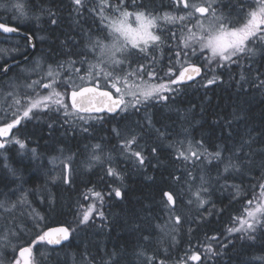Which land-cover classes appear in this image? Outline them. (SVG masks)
Listing matches in <instances>:
<instances>
[{
  "label": "trees",
  "instance_id": "1",
  "mask_svg": "<svg viewBox=\"0 0 264 264\" xmlns=\"http://www.w3.org/2000/svg\"><path fill=\"white\" fill-rule=\"evenodd\" d=\"M14 1L5 0L4 6L14 5ZM116 1L109 0L110 3H115ZM252 1L243 0L246 6H249ZM22 2L25 5V10L32 17L38 16L39 19L31 18L27 24L20 25L10 19L12 13L0 7V22L17 26L34 37L36 42L35 54H33L28 63L26 62L23 65L32 63L36 58L54 67H56L57 63H63L69 59L78 61L81 57L72 54L85 51V43L89 36L94 38L99 34L101 37L104 35V32L102 34L104 26L99 14L92 11L98 8L95 0H85L88 10L84 11L82 15L77 14L72 0H22ZM137 2L139 3L140 0H137ZM143 2L148 5L150 11L152 9L164 11L171 7V0H143ZM130 3L131 0H128L129 5H131ZM238 3H240V0H222L223 5H228V7H223V13L227 15L230 11H234V15L236 12L234 6ZM49 11L54 13V18L57 21L55 25L50 23L52 17L49 16ZM108 11L111 12L112 10ZM191 26V23H188V27ZM171 33H175V38L171 36ZM186 33V29H182L180 22L177 23L174 29L161 34V42L156 46H152L147 53L137 56L134 51L131 57L133 60L132 67H136V62L146 66L154 65L157 80L161 77L165 78L169 62H174L175 60V51L172 50L171 45L174 43L177 46L181 45L183 34ZM0 37L12 41L4 44L8 50L15 49L23 53L28 44V41L22 37H10L3 34H0ZM29 52L30 50L28 49L27 54ZM21 53L12 60L25 57ZM153 57H155V60H153ZM12 60L2 61L0 58V64H8ZM245 62L246 64L242 65L233 64L228 68L218 67L214 69L215 75L219 77V80L207 88L198 87L192 93L190 92L191 87L196 86L195 84L206 75V69H204L203 76L196 82L188 85H177L180 91L173 98L174 102L163 105L162 108L156 109L153 113L155 124L160 132L167 134V140L156 143V141L151 139L153 134L150 136L149 134L151 133L145 132L143 129L144 135L142 136L144 138L142 139L147 143L144 154L145 157L149 158L143 167L139 166V169L131 175H135L133 176L135 177L134 179L131 180L129 178V180H126L124 197L120 201L115 199L113 194L114 184L117 180L115 178L110 179L106 171L100 175L97 172L87 173L82 177L83 180H80L79 177L76 180H72L71 183L75 190H73L72 186L68 188L63 183L56 186L51 183L47 193L48 206L40 208L47 221L38 231V229L33 230V225L27 223V220H23V225L31 229L32 232L29 234L30 237H25L22 240V243H24V246H30L31 242L36 240L38 234L56 225L67 226L71 231L72 238L69 243L59 248H51L44 242H36L32 246L33 263L71 264L69 261L70 256L73 259L76 257V259L81 258L82 260V252L90 254L96 262L103 258L112 261L111 258L114 259L115 253H122L123 250L121 248L126 250L125 253L127 251L134 252L139 247H136L134 242L140 240V237L149 235V237L157 238L159 236L158 226L164 224L162 212L165 210V192H171L176 197L178 213L183 216L181 223L182 234L178 238L181 244L179 243L180 245L174 247L172 246L173 243H167L168 254H166V249L165 252L157 255L160 259L165 260V264L169 261L178 260L182 256L185 257L186 253H190L189 248L195 242L207 240L211 236L221 235V231L229 224L230 214L237 211L236 205L238 204L227 201L232 194L225 193L226 197L219 198L217 194L219 191H223L219 187V182L230 180L239 186L241 185L243 190L250 191L254 187L257 188L259 182L264 179V89L254 86L257 75L264 74V56L258 53L256 58H247ZM195 63L200 64L197 61ZM20 66L22 65L11 67L9 74L0 78V88L2 82H6L8 78L19 77L17 74H19L18 69ZM75 66L80 67L78 63ZM173 66L175 69H179V65L173 64ZM242 75L245 77L244 80H241ZM145 77L147 78V76ZM261 78L264 79V75H261ZM101 87L103 86L101 85ZM11 102L12 100H9L8 104ZM8 110L11 111L10 109ZM49 115L53 116L47 114V117L43 115L45 119H40V121L31 119L22 121L20 125L22 128H19L17 132L23 139H25L26 135L29 137L38 134L45 139L46 147L47 144L49 148L58 145L69 152L80 155L77 144H73L75 139H72L73 137L69 133V124L67 126L64 119H54ZM115 119L116 116L114 118L106 116L105 126L99 127L96 134H109L108 130L111 131V126L114 128L118 127L120 131L128 127V124L113 123ZM29 126H32L33 129L31 128L32 130L30 129V131L24 130V128ZM181 130H184L186 134L188 133L187 135L194 141H202L204 148L208 152L222 149V156L225 158L232 156L235 160L237 157H243L246 160L242 172L224 173V175L229 173L225 177L226 180H223L224 175H219L217 172L220 169L224 170L226 160L224 162L213 160L211 164L205 163L204 173L207 179L209 182L216 184V187L213 185L211 187L214 193L213 206L217 210H221L220 214H215L210 218H204V216L201 217L198 214L195 215L193 209L188 206L187 208L181 207L180 200L175 195L179 192L177 191L179 189L177 183H180L176 180L177 172H180L187 162L177 159L174 149L167 147V145L170 144L169 140L176 142L179 137L184 135ZM173 131H175V134H170ZM59 132H63L66 141H60L58 138L59 134H57ZM245 141H250V143H245ZM154 145L157 148L155 155L151 153V148ZM234 153L235 155H233ZM249 156L250 162H247ZM13 161L12 159V163ZM13 164L19 165L17 162ZM1 167L2 164H0V174L2 172ZM28 174V170L24 169V174H22L26 178L24 183L34 201L35 190L41 188V186L38 183L39 178L37 176L33 174L30 177ZM35 180H38V182L36 183ZM1 182L0 185H3ZM81 182L84 187L78 185ZM90 184H96L100 189L107 192L104 208L107 207V214L111 218L108 225L101 230L103 236H100L101 239H107L108 241L105 244L107 250L105 256L102 254L99 256L98 244L94 245L95 239L93 240L91 232L92 225H88L82 230L83 239L78 243H76V232L73 231L77 223V216H79L77 211L79 210L78 200L80 199V203L83 202L82 198L86 195L87 190L90 189L88 188ZM108 190L111 191L110 194ZM40 196L42 197V194ZM217 210L214 211L216 212ZM149 225L153 226V233L148 232L146 229ZM166 240L170 239L166 238ZM255 240V243L252 242L253 244L241 243L236 246L237 248L232 251L230 264H249L247 263L248 260L254 257H258L259 261L254 260L255 262H251V264H264V260H260V257H264V232L259 231ZM142 250L143 253L147 251L143 246L138 251L142 252ZM43 252H48L50 256L45 258ZM122 257L120 255L119 264H127ZM243 257L246 259L242 260Z\"/></svg>",
  "mask_w": 264,
  "mask_h": 264
},
{
  "label": "snow or ice",
  "instance_id": "2",
  "mask_svg": "<svg viewBox=\"0 0 264 264\" xmlns=\"http://www.w3.org/2000/svg\"><path fill=\"white\" fill-rule=\"evenodd\" d=\"M72 3L78 15H82L84 11L88 10L85 0H72ZM124 3L125 0H118V3L113 5L109 3V0H101L100 7L92 10L101 16V22L105 19L103 12L106 8L119 13V16L105 26L102 37L96 36L93 38L89 36L85 51L72 54L81 57L78 61L69 59L63 63H57L55 68L50 64L41 66L37 62L32 71L39 78L24 85L25 88L32 90L33 95L25 93L21 96L18 92L8 93V96L12 97V102L8 104V109L11 111L10 114L8 111H4L0 115V138H5L0 139V149H5L8 144L18 145L21 150L27 149L26 143L13 135L12 132L13 129H18L23 120L31 119L34 110L61 112L65 117V123H72L74 119L85 122L89 120L103 122L106 116L114 118L133 109L139 111L140 107L149 101L167 102L169 96L165 93L176 91L170 85L191 81L195 76L201 74V67L189 62L191 56L199 55L203 57L206 61L207 70L210 72H214L213 65L219 68H228L232 64H239L242 58L254 59L258 53L264 56V0H255L253 5L247 7L243 0H240V3L234 6V10H236L235 19H233V12L230 11L227 15L223 13L222 7H228V5H223L222 0H171V7L178 13L183 14L171 15L164 13L161 17L153 15L143 0H140L139 3L137 0H131L130 6L137 9L136 11H128L124 8ZM14 7L22 9L20 4L14 5ZM49 16L52 17L50 23L55 25L57 21L54 18V13L49 11ZM24 17L25 13L21 10L15 20L19 21ZM36 19H39V17L37 16ZM157 19H163L169 23L179 21L182 29L187 31V35L182 37V44L178 45L174 53V62H169L166 73L169 76L167 82H153L157 79L154 65L146 66L136 62V67H132L133 60L131 57L133 51L139 56L147 53L149 47L158 45L161 42V37L155 35L152 31ZM133 23L137 26L133 27ZM188 23H191L192 26L188 27ZM18 32L19 28L17 26L0 22V34H15ZM171 36L175 38V33H171ZM25 39L28 44L25 51L21 53L23 56L27 55L28 49L35 48L30 35L25 36ZM109 39L110 42H105ZM89 57H92V59L90 60ZM153 60H155V57H153ZM77 63L80 67L75 66ZM173 64L179 65V69H175ZM68 66L72 67L71 72H67ZM81 68L84 69L83 74H81ZM37 69L40 71H37ZM9 70V65L0 64V71L7 73ZM41 71L44 75H40ZM65 72H67L66 75H64ZM261 75L264 74L257 75L254 86L264 89V79L261 78ZM145 76L148 77L147 80ZM160 79L162 81L163 78ZM244 79L245 77L242 75L241 80ZM218 80L219 77L213 74L210 79L206 80L204 86L212 85ZM85 82L92 86H85ZM58 84L65 89L63 93L57 91L56 86ZM101 84L107 90H101ZM37 88L49 89V91L47 94L41 95L36 91ZM112 90L115 91L116 95L113 94ZM65 97L70 99V103H65ZM101 113L104 115H98ZM145 122L148 128H153L150 118L146 117ZM49 126L51 127V125ZM153 130L159 135H163L158 129L153 128ZM82 131L88 132L89 129L84 127ZM112 131L117 136L121 135L116 129H112ZM139 138L138 133L131 132L123 137L122 147L126 154L135 159L138 166L143 167L146 162L143 149L136 150L132 147L137 145L139 148ZM245 143H250V141H245ZM27 151L32 154L33 158H36L35 148L27 149ZM59 151L61 156L53 157L50 163L53 165V172H55L56 167L62 166L64 182L68 183L67 174L70 171L73 156H63V149ZM97 151L102 152L100 144L93 146L91 160H100L101 157L96 154ZM156 152L157 148L152 147L151 153L155 155ZM201 157L209 164L213 160L220 162L226 160L227 162L224 164L225 173H240L246 164L243 157H237L235 160L232 156L223 157L222 149L208 152L202 141H196L194 146L192 141L188 140L186 150L179 151L176 158L184 162L192 161L193 164H196L201 161ZM247 162H250V156ZM4 167L8 169L12 176L17 175L16 171L7 164ZM106 174L121 178L120 173L111 166L107 168ZM188 175L192 180L197 179V177H192L191 172ZM58 178L60 177L55 174L50 177L53 182ZM198 179L200 181L199 187L192 195L195 197L197 206L203 207L204 204L208 203L204 196L209 194V180L204 175L199 176ZM231 187L235 189L234 197L238 196L241 191L240 187L238 185H232ZM257 187L259 193L247 201L248 207L245 209V214L237 217L234 225L227 229L229 236L240 233L238 239L255 241L257 230L264 232V183L258 184ZM189 190L191 191V189ZM88 191L96 197L100 204H103V194L101 192L94 189ZM113 191L116 197H122L120 188H115ZM164 196L166 197L164 204L169 212L168 222L164 227L167 228L168 224H171L172 231H175L182 223L181 215L177 214L176 197L170 192H165ZM27 203V194L24 193L18 201L11 203L8 208H4L5 202L0 201V208L11 212L17 207V204ZM187 203L192 204L193 200L189 199ZM94 213L100 218H104V212L97 208L96 203H92L87 208H82L79 223L87 224L93 218ZM29 215L36 222L35 226L39 228V221L43 217L35 209ZM70 234V229L67 227L42 232L37 235L36 240L31 242L30 246L19 247L18 249L14 247L13 251L18 250L19 258L14 257L10 264H32V246L36 242L59 245L62 241H67ZM164 234L168 235L169 233L165 232ZM9 235L16 236L17 231L11 228L6 229L4 234L0 236V240L10 243L8 240ZM142 238L145 241L149 239L148 236ZM172 239L175 240V236ZM212 242L219 243V238L215 236L207 238L205 244L202 245L204 249L203 257L198 251H193L190 254L186 253L180 264H189V261L200 262L202 259L211 261L213 257L220 255L223 248L227 247V244H221L218 251L212 246ZM228 242L231 243L230 240ZM141 255L144 254L141 253ZM260 260H264V257H260ZM0 264H3V262L0 261ZM85 264H92V261L86 260ZM107 264H112V262L109 261ZM116 264H119V262L117 261ZM144 264H165V260L159 259L157 256H145Z\"/></svg>",
  "mask_w": 264,
  "mask_h": 264
},
{
  "label": "rangeland",
  "instance_id": "3",
  "mask_svg": "<svg viewBox=\"0 0 264 264\" xmlns=\"http://www.w3.org/2000/svg\"><path fill=\"white\" fill-rule=\"evenodd\" d=\"M95 1L98 4V7H100L101 0H95ZM4 2H5V0H0V7H1V9H5L7 12L9 11V13H12L10 19L14 23H19L20 25H25V24H27L28 20H30L31 18H36V16L32 17V15L25 10V5L22 2V0H15L14 1V5L20 4V5H22V9H17L14 7V5H10V4L4 6ZM117 3H118V0L115 3L112 2L111 4L116 5ZM254 3H255V0H253L252 3L249 4V6L253 5ZM129 6L130 5L128 4V0H125L124 8H126L128 11H136L137 10V9H134L132 7H129ZM21 10H23V12L25 13V17L20 19L19 21H16L15 17L20 14ZM151 11H152L153 15H155L157 17L163 16L164 13H169L171 15H178V14L182 15L183 14V13H178L172 7H170L168 10H164V11L157 10V9H155V10L152 9ZM222 11H223V7H222ZM103 16L105 17V19L103 20L102 24L105 28V26L110 21L116 20L118 18L119 13L115 12L114 10L109 12L108 9L106 8L103 12ZM99 18L101 20L100 15H99ZM235 18H236V12L233 15V19H235ZM177 23H179V21H177L176 23H169L163 19H157L155 26L152 28V31L155 35H159L162 39L161 34L168 32L170 29H174L175 25H177ZM103 26H102V29H103ZM136 26L137 25L135 23H133V27H136ZM102 34H103V30H102ZM185 35H187V33L183 34V36H185ZM98 36H100V34ZM86 40H87V38H86ZM9 42H12V41H10L7 38L0 37V50H5V51H0V58L2 59V61L3 60H7V61L12 60L15 56H18L21 53L20 51H16L15 49H12V50L6 49L4 44L9 43ZM87 42H88V40L86 41L85 45L87 44ZM105 42H110V39L108 41H105ZM153 46H156V45H153ZM151 47H149V49ZM171 47H172L173 51H176L178 46L176 43H174L171 45ZM257 56H258V54H257ZM89 59L91 60L92 57H89ZM246 59L247 58H242L240 60L239 64H241V65L246 64V62H245ZM195 61L199 62L200 65H202V67H204V69H206L207 72H206V75L203 77V79L199 80V82L197 84H195L196 86L191 87L192 88L190 90L191 93L196 90L195 88H198V87L207 88L208 86L207 87L204 86L206 83V80L210 79L213 74L215 75V72H210L207 70L206 61L203 57H201L199 55L189 57L190 63L191 62L195 63ZM37 62H39L41 64V66L48 65V64H45L41 59L36 58L32 63H30L28 65H22L19 67V69H18L19 74H17L19 77L8 78L6 80V82L5 81L2 82V86L0 88V115H2L4 111L10 112L8 110V107H7L9 100H12V97L8 96L9 92H18L21 96H23L25 93H27L29 95H33L32 90L25 88L24 85L26 83H31V81L37 80L39 78L37 76V74L32 71L33 67L35 66V64ZM212 67L214 69L218 68L215 65H213ZM53 68H55V67L53 66ZM37 71H40V70L37 69ZM71 71H72V67L68 66L67 72H71ZM67 72H65L64 75H66ZM83 72H84V69L81 68V74H83ZM165 73H167V71ZM40 75H44V73L41 71ZM5 76H7V75H5ZM62 78H63V76L61 77V79ZM145 79L147 80L148 77L147 78L145 77ZM168 79H169V76L166 75L165 78L162 79V81H161V79H158L159 81L156 79L153 82H167ZM85 84H89V83L85 82ZM101 85L103 86V84H101ZM170 86L172 88L176 89V91H174L172 93H165V95L169 96V99L167 102H163V101L156 102L154 100L149 101L147 104L141 106L139 111H136L133 109V110H130L129 112L123 113L121 115H117L116 119L114 120L113 123H115V124H121L122 123V125L128 124V127L126 129H124L123 131H120L118 129V127L114 128L111 126V131L108 130L109 134H107V135H105L103 133L96 134V131L99 127L105 126L106 120H104L103 122L97 121V120H89V121L85 122V121H80V120L74 119L72 121V123H67V126L69 124V126H68L70 129L69 133H71V135L73 137L72 139H75L74 141H76V142L73 141V144L74 143L77 144V149L79 150L80 155L78 153L75 154V153L69 152L65 148L60 147L58 145L49 148V146L47 144V147L42 149L43 151L38 149L36 151V158H33L32 154H30V152L27 151V149H31L30 145L28 144V141L21 138V135L16 130L17 133L15 132L16 134H14V135L26 143L27 149L21 150L18 145L8 144L5 149H2L0 151V164H2V167H1L2 172L0 174L1 175L0 182L2 181L1 183L3 184V185H0V201H4L5 202L4 208H8V207H10L11 203L18 201L19 198L21 197V195L26 193L28 203L23 204V205L17 204V207L14 210H12L11 212L5 211L4 208H0V236H2L4 234V231L6 229H9V228L17 231L16 236L9 235L8 240L10 241V243H8L7 241L0 240V261H2L3 264H10V262L16 256V254H17L16 258H19L18 257V250L14 252L13 248L15 247L16 249H18L19 247H24V243H22V240H24L25 237H28L29 234L32 232L31 229H29L28 227L23 225V220H27V223L33 225V227H34L33 230L38 229V231H39V228L41 226H44V224L46 223L47 220L44 216V213L41 212L40 208H42V207L46 208L48 206L49 202L47 200V198H48L47 193H48V190H49L51 183L54 186H56L60 183H63L65 186H68V188H71V186H72L73 190H75L74 186L71 183L72 180H76L78 177L80 180H83L82 177L85 174L91 173V172H97V174L100 175L102 172L106 171L109 166H111V167L115 168L118 173H120V177H121V178H116V177L109 176L110 179L115 178V180H117V182L114 184V186H115V188H120L121 193H122V197H116L115 193L113 192L114 197H115V199H117L119 201L121 199H123L124 192H125L124 184L126 183V180H129V178L131 180L134 179L135 177H133V176H135V175H133V176H131V175L134 174L139 169V166L136 164L135 159L132 158L129 154L125 153V150L122 147L123 137L129 135L133 131L135 133H138L140 136V138L138 139L139 148L137 147V145H133L132 147H133V149H136V150H140L142 148L144 156H145L144 149H145V146L147 145L146 141H144L142 139V138H144L142 136V135H144V131L151 133V134H149L150 136L153 134V136H151V139H153L152 141H156V143H158V142L161 143V141L167 140V137H166L167 134L166 133H163L165 135L161 136L156 131L153 130V128L159 130V128L155 124V121L153 118V113L156 109L162 108L163 105H168L170 102H174L173 98L176 97L175 95L177 93H179L180 88L177 86V84L170 85ZM56 87H57V91H60L62 93L65 91V89L63 87H61L59 84ZM102 88H104V86ZM36 91L39 92L41 95H45L48 93L49 89L37 88ZM114 93H115V91H114ZM65 103H69L68 97H65ZM47 114L53 115V116H50V115L49 116L53 117L54 119H64V121H65V117H63L61 112H56V111H51V110L50 111L34 110V114H33V117L31 118V120L40 121V119H45L44 116L47 117ZM146 117L151 119V123H152L153 128H148L146 126V122H145ZM105 119H106V117H105ZM26 120H30V119H26ZM84 127H87L89 129V131L83 132L82 128H84ZM112 129H116L117 131L120 132L121 135L117 136L112 131ZM143 129H144V131H143ZM160 133H162V132H160ZM181 133H183L184 135L179 137L176 142L169 140L170 144L167 145V147L174 149V151L176 152V156L178 155L179 151L186 150L188 140L192 141L194 146H195V142H196L193 139H191V137H189L187 135L188 133L186 134V132L184 130H181ZM57 134H59L58 138L60 139V141H66V137L64 136L63 132L62 133L59 132ZM170 134L174 135L175 131L170 132ZM0 139H5V138H0ZM181 142H184V143H181ZM96 144H100L102 146V152L97 151V153H96L97 155H100V157H101L99 161L91 160V156L93 155V146ZM70 145H71V143H70ZM155 146L156 145H154V147ZM60 149H63V156H69V155L73 156V159L70 163V171L67 174V180L69 181L68 183L64 182V172L62 171V166L56 167L55 172H53V165L50 163V160L53 157L61 156V152L59 151ZM28 155L33 160L32 161L33 167H37V166L39 168L41 167L42 171H43V180H42L43 182L42 181L38 182V180H35L36 183L38 182L40 184L41 188H37V190H35L36 194H35V200L34 201L32 200L31 194L26 189V186L24 183V181H26L25 180L26 178H24V176H22V174H24V169H26L25 162L31 161L27 158ZM40 156L42 157V160L40 159ZM109 157H111V159H109ZM148 158L149 157H146V161ZM12 159L14 160L13 163L17 162L19 165L17 166L15 164H13ZM35 160H39V161L36 162ZM205 163H207V162L204 161L203 157H201V161L197 162L196 164H193L192 161H188L184 165L183 169L180 172H177L178 175H176V178H178V179H176V180L180 183H177L178 184L177 186L179 188L177 191H179V192L176 193L175 195L180 200L181 207L187 208V206H188V207L193 209V212L195 215L198 214V216H201V217L204 216V218L205 217L210 218V217L214 216L215 214L221 213L220 209L217 210V208H215L213 206L214 205L213 204L214 193L211 190V187H212V185L214 187H216V184L214 182L213 183L209 182V194L204 196V199L207 200L208 203L204 204L203 207L197 206V203L195 202V197L192 195V193L195 192L196 189L199 187L200 181H199L198 177L201 175H204L205 178L207 179L206 174L204 173L205 172V169H204ZM5 164H7L9 167H11L12 169H14L16 171L17 175L15 177L12 176L8 172V169L6 167H4ZM18 169H19V171H17ZM221 170L222 169L218 170L217 172L219 173V175L222 174V176H223L225 172H224V170H222V172H221ZM189 172H191L192 177H197V179L192 180L191 177H189V175H188ZM32 173H35V171H32ZM54 174L58 175L60 177L57 180H55V182H53L50 179V177L53 176ZM228 174H225L223 176V180H226L225 177L228 176ZM260 183H264V179L261 180L259 182V184ZM78 185L83 186V183L81 182ZM224 185H227V186H224ZM232 185H238V184L233 183L230 180L220 181L219 187L221 189H223V191H219V193L217 195L219 196V198H223V197H226L225 193L232 194V196H230V198H228L227 201L234 202L235 204L237 203L238 204V205H236L237 211L230 214L231 218L229 219V222H228L229 224L228 225L226 224L227 227L221 231V235L215 236V237L219 238V243L212 242V246L214 248H216L218 251L220 250L221 244H227V247L223 248V250L220 252V255L213 257L211 261H207V260L202 259V261H200V262L189 261V264H230L231 259H232V254H233L232 251L234 248H237L236 246H239L241 243L242 244L243 243L244 244L255 243L256 240L252 241V240H248V239H238L237 237L240 236V233H234L231 236H229L227 233V229L234 225V221L237 217H241L245 214V209L248 207L247 201L249 199H252L254 195H257L259 193V188L254 187L250 191H248V190H243L242 186L238 185L240 187L241 191H240V194L238 196L234 197L233 193H234L235 189H233L231 187ZM88 188L94 189L95 191L101 192L103 194V204H100L96 200V197L91 195V193H89V191L87 190V192L85 193L86 195L82 198L83 202L80 203L81 202L80 199L78 200L79 210H77V211H78L79 216H77V223L75 224L73 231L76 232V235H77L76 243H78L80 240L83 239L82 230H84L86 228V226L92 225V228H94L93 230L91 228L92 238H93V240L95 239L94 245L98 244L97 248L99 251V256H101V254L103 256H105L106 251H107L105 244H106V242L108 243V241H107V239H101L100 236L102 235L101 230L104 229L108 225V222L110 221V218H111L107 214V212H108L107 207L104 208V206H105L104 204L107 200V198H106L107 192L100 189L98 186H96V184H93V185L90 184V186ZM189 189H191V191ZM254 189H255V191H254ZM108 193L110 194L111 191L108 190ZM40 194H42V197L40 196ZM81 196H83V195H81ZM189 199L193 200L192 204L187 203V201ZM92 203H96L97 208L104 212V218H100L99 216H97L94 213L93 218L90 219V221L87 224H80L79 223V217L81 215L82 208H87ZM33 209H35V211L37 213H39L40 216L43 217V219L41 221H39V228H37L35 226L36 222L33 220L32 216L29 215V213H31ZM214 210H217V211L215 212ZM177 214L181 215V217L183 219V216L181 213H177ZM162 215H160V216L163 217L164 224L158 226L157 231L159 233V236L157 238H155V237H151V236L149 237V235H148L149 239L147 241H145L142 237H140V240H136L137 242L136 241L134 242L136 247L139 246L138 248L135 249L134 252L130 251L131 252L130 253L129 251H127V253L129 252V254H127V253H125L126 250L121 248V250H123L122 253H120V254H119V252L115 253L114 259L111 258L112 261L107 259V258H103V259H99V262L94 261L90 254L88 255V254H85L84 252H82V255H81L82 260H81V258L76 259V257H75V259H73V257L70 256V260H69L70 263L71 264H85L86 260H90V261H92V264H107V262H109V261H111L112 264H116L117 261L119 262L120 255H122L123 256L122 259H125L127 264H144L145 256H157L158 253L165 252V250L168 248L166 246L167 243H173L172 246L177 247L178 245L181 244V241L178 240V238L182 234V226L180 225L179 228L176 229L175 231H172V225L171 224H168L167 228H165L164 226L168 222V217H169V212H168L166 207H165V210H163ZM152 227H153L152 225H149V227L146 228L148 230V232L153 233ZM188 227H189V225H188ZM162 229H163V231H162ZM259 231L260 230L258 229L256 232V235L259 233ZM165 232H168L169 234L165 235L164 234ZM173 236H175V240L172 239ZM211 237H213V236H211ZM166 238L170 239V240H166ZM229 240L231 241V243L228 242ZM205 242H206V240H200L199 242H195L193 245L189 244V245H191L189 248L190 253L193 251H198L201 253V255L203 257L204 249H203L202 245H204ZM142 246H143V248H145L147 250L145 253H143V250H142V252L138 251ZM152 248H153V250H151ZM168 249L166 251V254H168ZM141 253H143L144 255H141ZM43 256L46 258V257H49L50 255L48 252L47 253L43 252ZM158 258L160 259V257H158ZM183 258H185V257L182 256V257H180V259L173 260V262H171V261L166 262V264H180V261ZM243 259H246V258L243 257L242 260ZM258 259H259L258 257L251 258L250 260H248L247 263L259 261Z\"/></svg>",
  "mask_w": 264,
  "mask_h": 264
},
{
  "label": "water",
  "instance_id": "4",
  "mask_svg": "<svg viewBox=\"0 0 264 264\" xmlns=\"http://www.w3.org/2000/svg\"><path fill=\"white\" fill-rule=\"evenodd\" d=\"M3 35H5V36H10V37H22V38H25V36L30 35V36L32 37V43L35 44V48H31V49H29V50H30V54H29L28 56H26V57L23 58V59H18V60L11 61L9 64H7V65L10 66V68H11V67H14V66H17V65H19V64H22V63H24V62H26V61H28V60L30 59V57L33 56V54L35 53V51H36V42H35L34 37H33L31 34H29V33H27V32H24L23 30H21V29L19 28V32H18V33H15V34H3ZM192 64H196V63H192ZM196 65H198V66L201 67V74H200L199 76H195V78H194L193 80H191V81H185V82H183V83H179V84H177V85H188V84H192V83L196 82L197 80H199V79L203 76V74H204V69H203V67H202L200 64H196ZM7 74H8V72H7V73H4V72L0 71V76H1V75H7ZM86 86H92V85H86ZM101 90H107V89L101 88ZM113 94H114V93H113ZM114 95H115V94H114ZM68 102L70 103V99H69V98H68ZM98 115H104V114L101 113V114H98ZM13 130H14V129H13ZM12 133H13V132H12ZM170 193H171V192H170ZM165 199H166V197H165ZM62 227H67V226H65V225H56V226H52V227L47 228L45 231L54 230V229H59V228H62ZM67 228H68V227H67ZM70 233H71V231H70ZM71 238H72V236H71V234H70L69 239H68L67 241H62L61 244H59V245H49V244H47L46 242H44V243H46V244H47L49 247H51V248H59V247L65 245V244L69 243V242L71 241ZM24 247H28V246H24ZM32 255H33V249H32ZM18 257H19V253H18ZM31 261H32V257H31ZM32 264H33V261H32Z\"/></svg>",
  "mask_w": 264,
  "mask_h": 264
},
{
  "label": "flooded vegetation",
  "instance_id": "5",
  "mask_svg": "<svg viewBox=\"0 0 264 264\" xmlns=\"http://www.w3.org/2000/svg\"><path fill=\"white\" fill-rule=\"evenodd\" d=\"M35 54V53H34ZM29 61V60H28ZM27 62V61H26ZM35 127V126H34ZM21 129L22 127L18 126V129ZM32 128V126H29V127H26L24 128V130H28L30 131V129ZM18 129H14L13 130V135L16 134V130L18 131ZM33 129V128H32ZM31 129V130H32ZM16 132V133H15ZM30 135V134H29ZM20 137V136H19ZM22 138V136H21ZM25 140L28 141V144L30 145V148H35L36 151L39 149V150H42L46 147V144H45V139L40 137L38 134H36L35 136H29L25 137ZM2 149H0L1 151ZM43 151V150H42ZM31 154V153H30ZM27 158L31 161L29 162H25V166H26V169L28 170L29 174L28 176H32L33 174L35 176H37L39 178V181H42L43 180V171H42V168L40 167H34L33 168V160L31 159V157H29V155L27 156ZM26 159V158H25ZM40 159L42 160V157L40 156ZM36 162L39 161V160H35ZM32 171H35V173H32ZM43 182V181H42ZM14 259V258H13Z\"/></svg>",
  "mask_w": 264,
  "mask_h": 264
},
{
  "label": "bare ground",
  "instance_id": "6",
  "mask_svg": "<svg viewBox=\"0 0 264 264\" xmlns=\"http://www.w3.org/2000/svg\"><path fill=\"white\" fill-rule=\"evenodd\" d=\"M29 54H30V52H29L26 56H28ZM26 56H25V57H26ZM25 57H23V58H25ZM23 58H22V59H23ZM31 58H32V56L30 57V59H31ZM30 59H29V60H30ZM16 60H18V59H16ZM12 61H14V60H12ZM10 62H11V61H10ZM10 62H9V63H10ZM9 63H8V64H9ZM24 63H26V62H24ZM24 63L19 64V65H23ZM27 63H28V61H27ZM8 74H9V71H8ZM8 74H7V75H8ZM4 76H5V75H1L0 78H2V77H4Z\"/></svg>",
  "mask_w": 264,
  "mask_h": 264
}]
</instances>
